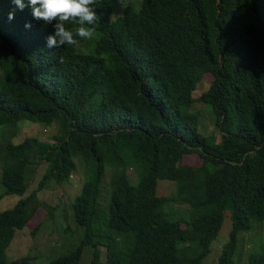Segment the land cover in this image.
I'll return each mask as SVG.
<instances>
[{"label":"trees","instance_id":"trees-1","mask_svg":"<svg viewBox=\"0 0 264 264\" xmlns=\"http://www.w3.org/2000/svg\"><path fill=\"white\" fill-rule=\"evenodd\" d=\"M127 1L94 0L92 37L49 49L53 25L28 8L9 21L14 6L0 0V246L1 232L50 207L38 193L68 182L80 157L72 212L84 235L51 264L79 263L87 246L91 264H208L227 212L219 264H237L241 233L264 225V0H143L115 17ZM206 73L214 79L195 98ZM196 100L220 137L200 130ZM22 122L57 129L18 141ZM194 153L201 164L184 163ZM161 180L175 193L160 195ZM170 202L189 204L188 218ZM247 264H264V246Z\"/></svg>","mask_w":264,"mask_h":264},{"label":"rangeland","instance_id":"rangeland-1","mask_svg":"<svg viewBox=\"0 0 264 264\" xmlns=\"http://www.w3.org/2000/svg\"><path fill=\"white\" fill-rule=\"evenodd\" d=\"M138 9L142 6V0H129L125 3L119 4L116 9L114 16L117 17L122 14L123 10L127 7H133V5ZM80 47L90 48L89 44L81 45ZM214 77L211 73L205 74L204 86L199 88L194 96L198 98L203 94L204 90L210 86V83ZM187 107H183V111H187ZM192 111L199 115V127L200 130L205 134L215 133L220 137V132L216 126V116L211 111L205 103L196 100ZM57 127L52 126L45 128L39 123L33 122H22L20 124V134L18 141L24 139L27 136H39L44 140H51L52 135L56 131ZM78 167L75 173L68 182L64 185L59 186L58 184L52 182L47 186V188L39 192V196L42 200L47 201L49 206L54 211V219L51 221H45L41 224V229L38 234H22L21 241L27 251L34 258L35 264H49L52 260L58 258L59 256L70 252L69 249L75 245L77 246L81 236V230L77 228V223L75 222L74 215L72 213V204L76 197L81 193L84 178H85V168L83 164V159L77 158ZM202 162V158L197 154H189L184 157V163L191 165H199ZM44 167L41 168L43 172ZM0 177H1V166H0ZM131 177L133 181H137V175L135 171L131 170ZM110 180V174L107 173L105 179L106 184ZM83 183V184H82ZM1 191V189H0ZM176 191V185L174 182L169 180H161L159 182V194L160 195H172ZM15 197V196H12ZM15 203V198L5 197L3 202L1 201V206L3 208L11 207ZM166 210L171 215H178L183 219L188 218L189 215V204L170 202L166 206ZM34 218L32 221L31 229H34L39 223V219ZM73 217V219H71ZM76 225V226H75ZM183 226L186 225L185 222L182 223ZM65 230V234H64ZM232 230V220L230 218V213L227 212L226 221L223 228L213 244L211 245L212 252L207 257L206 261L208 264H219V258L222 252L223 246L228 242L230 237V232ZM73 232V234H72ZM64 234V236H63ZM63 236V238H62ZM59 238V239H56ZM264 246V225L255 223V227L249 232L241 233L240 235V249L236 256L237 264H247L249 255L253 252L259 253L262 251ZM25 250L20 248L18 251V256L24 255ZM102 259H106V248L101 247ZM93 257V251L90 247H86L81 261L82 264H88L83 262H89L91 264V259Z\"/></svg>","mask_w":264,"mask_h":264},{"label":"clouds","instance_id":"clouds-1","mask_svg":"<svg viewBox=\"0 0 264 264\" xmlns=\"http://www.w3.org/2000/svg\"><path fill=\"white\" fill-rule=\"evenodd\" d=\"M10 2L14 6V10L8 13L9 21L15 19L16 11L22 12L25 10V8H28L31 10V15L34 19L42 20L45 24L53 25L54 31L52 34H50L47 37V41H46V46L49 49H52L54 47L60 48L64 45H74L77 42L76 37L89 39L93 35L94 25L97 21L96 11L92 7L94 0H10ZM69 21L75 22V24L78 25V27H76L75 30L66 27L65 22H69ZM25 27L31 28V24H26ZM58 185L62 186L64 184H58ZM48 211L50 212L48 213ZM37 213H39L37 215V218L39 219V223L36 227H34V229H31L32 221L34 220V218H36ZM52 219H54L53 209L51 207L42 206L32 211L28 217V220H26L23 224L17 225V223H20L19 221H17L7 230L1 232L6 242L5 244H2V246H0V264H22V262L26 261L27 255H29L33 261L30 264H35L34 258L31 256V254H35V253H30L27 251V247H25L21 241V235L29 234L30 232L33 234H38L41 229L40 227L41 224L45 221H51ZM76 227L81 230V236L79 237V239L80 238L82 239L84 235V229L79 225ZM11 231H12V235L8 236L7 234L10 233ZM64 234H65V230H64ZM80 245L81 244L78 243L76 247L79 248ZM74 246L75 245H73L69 249L70 252L76 248ZM20 248H23L25 250L24 255L22 257L17 255ZM85 248L86 247H83L82 249V259ZM90 248L94 254L93 248L92 247ZM52 261L49 264H51ZM71 263L73 264L75 262L71 260ZM76 264H82V263L80 261L79 263Z\"/></svg>","mask_w":264,"mask_h":264},{"label":"bare ground","instance_id":"bare-ground-1","mask_svg":"<svg viewBox=\"0 0 264 264\" xmlns=\"http://www.w3.org/2000/svg\"><path fill=\"white\" fill-rule=\"evenodd\" d=\"M21 257H22V253H20Z\"/></svg>","mask_w":264,"mask_h":264}]
</instances>
